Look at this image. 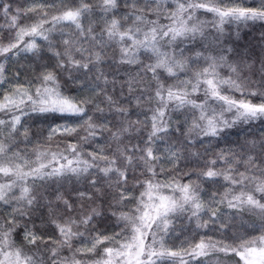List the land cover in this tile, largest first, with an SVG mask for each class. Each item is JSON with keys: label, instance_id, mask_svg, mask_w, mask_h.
Wrapping results in <instances>:
<instances>
[{"label": "snow or ice", "instance_id": "6c2138e0", "mask_svg": "<svg viewBox=\"0 0 264 264\" xmlns=\"http://www.w3.org/2000/svg\"><path fill=\"white\" fill-rule=\"evenodd\" d=\"M58 3L30 0L15 9L11 0L0 3V31L9 34L8 42L0 43V57L6 62L9 54L25 53L37 60L54 58L56 65L50 70L44 63L38 74L33 70L34 79L21 83L27 70L17 69L14 81L9 80L0 62V86L8 85L0 96V264H207L200 258L215 253L235 254L243 264H264V233L238 237L239 244L201 239L176 248L168 243L180 217L197 229L215 224L217 203L259 216L264 227V139L221 149L196 165L195 180L192 170L180 171L193 137L211 144L227 129L264 122V0ZM201 11L210 16L202 18ZM257 24L256 43L241 44L242 27ZM107 49L113 50L115 65L127 66L116 69L125 73L119 96L115 77L109 91ZM60 72L73 83L79 80L74 72L86 77L83 86L91 81L92 94H66ZM133 103L147 108L144 121H130ZM105 107L115 114V123H104ZM93 109L101 115H90ZM174 112L184 116L183 127H177L163 155L157 141L170 133ZM25 116L48 124L47 141H37L32 155L19 146L21 135L26 146L32 144ZM71 118L75 124L68 123ZM136 124L148 132L133 144L131 134L140 131ZM105 130L109 151L86 152L84 145ZM57 136L76 139H61L53 150ZM181 176L189 179L182 182ZM72 178L91 191L75 189V199L69 198L62 188ZM202 178L224 181L220 201L217 193L208 201L202 197ZM206 212L211 213L207 219Z\"/></svg>", "mask_w": 264, "mask_h": 264}, {"label": "trees", "instance_id": "16d2710c", "mask_svg": "<svg viewBox=\"0 0 264 264\" xmlns=\"http://www.w3.org/2000/svg\"><path fill=\"white\" fill-rule=\"evenodd\" d=\"M5 2V0H0V3ZM30 2V0H11L12 7L15 9L17 6H24L26 3ZM46 4H53L56 3L57 7H59L58 0H43ZM71 2V0H70ZM79 3V0H76ZM244 3H249L250 0H243ZM50 14H55V10L52 8L48 9ZM99 11L97 10L96 16L99 17ZM201 17L205 15H209L206 13H201ZM23 22V21H22ZM0 24H3V18L0 17ZM85 27H87V22H85ZM65 33H69L70 29L65 28ZM261 31L260 25H255L251 28H243L241 29V40L240 43H248V44H255L257 38L259 37ZM53 35L59 39V32H54ZM9 39L8 32L0 31V43L6 44ZM27 39V38H26ZM40 44H45L44 41H39ZM118 50H116L115 55L118 56ZM48 53L45 52V56ZM113 50L107 49L106 50V57H105V66L104 71L108 74L109 78V91H113L111 87V80L113 77L117 80V87L115 89V94L119 96L120 88L119 82L125 78V73L123 71H117L116 69H123L126 68V65H115L113 61ZM9 59L5 62L3 57H0V62H5L6 67V75L9 80L15 79L16 70L17 69H25L28 72L27 76H21L20 82L24 83L28 79H34L33 70L35 73L41 70V66L44 63H49V68H55V61L54 58L51 61H44V60H37L35 57L30 56L29 54L20 53L17 57H12L9 54ZM108 65H112V67H108ZM83 71V70H81ZM74 76H79V80L76 83H73L69 78L66 72L59 73V81L61 84L62 89L66 94L75 95V93L81 89L89 88L92 90L91 81H88L87 86H83L86 77L81 75L80 73L74 72ZM90 76L94 75L93 73L89 74ZM103 87V84H101ZM3 90H0V96L4 94V91L8 89V85L0 86ZM238 95V94H237ZM91 108V105H89ZM90 115H95L99 117L101 114L98 112L93 111L89 112ZM150 115L147 112V108L145 106L136 107L135 103H133L130 111V121H136L139 119L140 121L145 120V116ZM172 115V125L170 129V133L166 137L165 140L157 141V150L159 153L166 155V144L174 142V137L178 135L176 132L177 127H183V120L184 116L178 112H174ZM71 118L70 120H73ZM23 120L26 122L25 126L30 127L29 131V139L32 141L31 145L26 146L24 143V137L20 136V149L25 151L28 155H32L33 149L36 146L37 141L40 143H45L47 141V131H48V124L36 123V117L29 119L27 116L23 117ZM103 121L105 124L115 123V114L110 113L107 108L105 107V111L103 113ZM51 121H49L50 123ZM63 123L64 121H59ZM134 128H139L140 131L136 132L135 130L131 134V142L135 144L141 137H146L148 130H150V123L149 129L146 130L142 124L134 125ZM43 133V135H41ZM83 134V133H82ZM164 135V134H161ZM61 139L67 140H75L76 137H60L57 136L52 142L51 147L53 150H56V144ZM194 143L189 146L188 152L185 155H189V159L187 161L181 160L180 161V171L181 172H188L192 170L193 175L190 177L192 180L196 179L195 173L199 171L196 165H203L205 162L210 161L214 155H216L221 149L227 150L229 148L238 149L239 144H244L246 141H256L257 143L264 139V122L257 121L250 125L240 124L234 128L227 129L225 133L221 134V138L213 139L211 144L204 143L201 144L200 140L196 137H193ZM128 141L126 140L125 143ZM109 134L105 130L102 136H98L96 138V142H90L89 144H85L84 148L86 152L88 150L97 149L99 150L100 147H103L105 151H109ZM205 149H208V152L205 153ZM190 153H199L200 159L196 156H191ZM34 158V157H33ZM165 160H162V164L171 168V165L164 164ZM166 162V161H165ZM185 164L188 167H185ZM159 167H157V171L159 172ZM172 172H166L163 175H172ZM137 176L140 175L139 172L136 173ZM161 175V179L163 178ZM182 182H187L189 177L181 176L180 177ZM204 179V178H202ZM224 184L222 179L218 180V182L213 183L211 180L204 179L203 184L201 185L203 191L201 192L202 197L208 201L212 198L213 193H217L215 196L216 201H220L223 193L224 188L221 187ZM55 187V185H54ZM129 188L133 189V185L129 184ZM75 189H82V190H89L91 191L89 185L85 182L77 183L75 178H72L71 181L65 182L62 188V191L71 199H75ZM135 194L139 195V190H135ZM260 194L257 193V196ZM79 207V205H77ZM215 210L217 211L218 219L216 220L215 224H209L207 229H197L194 223H190L186 217H180L175 222V229L176 231L168 238L169 246H175L179 248L180 245L183 243L186 247L192 246L195 243H199L201 239L206 241H210L212 243L220 242V243H228V244H239L238 237H245L248 239L257 237L264 233V227L261 225V218L253 213L248 211H237L235 209H230L227 206V203H217L215 205ZM210 212H206L202 214L205 219L210 216ZM115 227V221L112 222L109 228V234H111V228ZM118 231V229H117ZM207 260V264H242V261L238 256L235 254H228L227 256L224 253H215L208 258L201 257L200 260ZM192 264H200V261H193Z\"/></svg>", "mask_w": 264, "mask_h": 264}, {"label": "rangeland", "instance_id": "374dc122", "mask_svg": "<svg viewBox=\"0 0 264 264\" xmlns=\"http://www.w3.org/2000/svg\"><path fill=\"white\" fill-rule=\"evenodd\" d=\"M201 13H203V12L201 11ZM209 16H210V14H209ZM91 94H92V90L89 89V88H86V89H81V90L77 91L75 93V95H73V96H79V97H82V98H87ZM226 115H228L229 119L231 118L230 114H226ZM75 122H76V118H74L73 120H69L68 121V123H70V124H75ZM165 161H164V164H167V160H165ZM242 264H243V262H242Z\"/></svg>", "mask_w": 264, "mask_h": 264}]
</instances>
